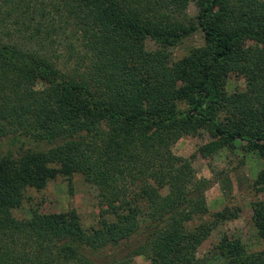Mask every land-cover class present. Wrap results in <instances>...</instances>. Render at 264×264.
<instances>
[{
  "label": "trees",
  "instance_id": "16d2710c",
  "mask_svg": "<svg viewBox=\"0 0 264 264\" xmlns=\"http://www.w3.org/2000/svg\"><path fill=\"white\" fill-rule=\"evenodd\" d=\"M198 29L204 45L167 77V50ZM230 75L243 90L227 91ZM193 126L214 137L204 155L239 143L264 160V0H0V146L22 143L0 153V264H191L237 217L224 208L194 225L211 182L157 150ZM76 173L95 188L94 226L74 209L13 217L28 189ZM256 183L264 192V167ZM252 222L264 241V200ZM222 255L264 264L238 241Z\"/></svg>",
  "mask_w": 264,
  "mask_h": 264
},
{
  "label": "rangeland",
  "instance_id": "374dc122",
  "mask_svg": "<svg viewBox=\"0 0 264 264\" xmlns=\"http://www.w3.org/2000/svg\"><path fill=\"white\" fill-rule=\"evenodd\" d=\"M196 13L195 6L190 4L187 15L195 16ZM97 43L100 46L105 45L103 40H98ZM203 45V32L198 29L184 38L179 45L168 49L165 75L173 76L179 60L187 56L192 49ZM145 47L150 51L158 46L148 38ZM244 87V79L230 75L227 82L228 92L243 90ZM213 139L207 129L193 126L188 135L164 138L157 147L162 153L171 152L185 159L192 158V166L198 178L211 182L205 192L208 214L204 218L196 219L194 225L209 221L213 213L224 208H228L237 216L217 226L199 246L191 264H222L225 260L222 250L227 242H240L247 254L264 250V241L258 236L252 222V205L264 200V192H260L256 183V177L264 167V160L256 152L241 151L239 143L234 151L220 149L202 154L208 150ZM20 145L22 143H14L7 147V144L3 143L0 153L4 154L7 150L16 152ZM70 209L76 210L83 228L94 226L99 219L95 188L91 180L80 173L73 174L69 181L62 176L56 177L39 191L28 189L21 206L13 210L12 215L17 220H24L36 215L66 212ZM133 264L150 262L142 256H136Z\"/></svg>",
  "mask_w": 264,
  "mask_h": 264
}]
</instances>
